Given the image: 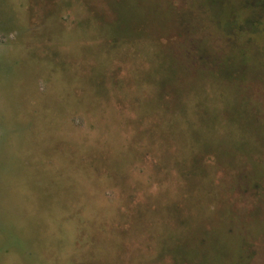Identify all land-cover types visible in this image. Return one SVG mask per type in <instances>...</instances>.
Instances as JSON below:
<instances>
[{"label":"rangeland","instance_id":"374dc122","mask_svg":"<svg viewBox=\"0 0 264 264\" xmlns=\"http://www.w3.org/2000/svg\"><path fill=\"white\" fill-rule=\"evenodd\" d=\"M0 264H264V0H0Z\"/></svg>","mask_w":264,"mask_h":264}]
</instances>
